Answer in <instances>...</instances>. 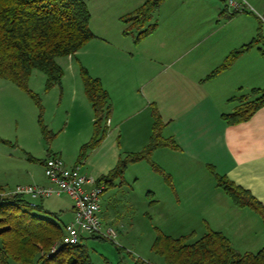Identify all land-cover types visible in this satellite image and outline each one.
I'll return each mask as SVG.
<instances>
[{
	"label": "crops",
	"instance_id": "crops-1",
	"mask_svg": "<svg viewBox=\"0 0 264 264\" xmlns=\"http://www.w3.org/2000/svg\"><path fill=\"white\" fill-rule=\"evenodd\" d=\"M85 1L89 7L87 0ZM174 1L167 0L160 8ZM200 1L205 8L215 10V19L217 11L225 22L220 26L216 21V25L210 27L204 37V34L187 31L181 24L179 12H175L170 26L163 28L158 25L157 30L140 45H135L132 40L131 43L123 41L117 44L119 49L116 50L107 36L92 30L90 22V28L97 38L75 56L65 57L63 63L60 62L61 59L58 60L65 75L61 85L54 90L69 89L73 108L65 111V121L60 126H57L60 115L57 120L51 119L50 125L53 127L51 129L60 130L65 137L71 136V131L76 129L75 132L82 141L81 145L87 144L94 134L95 114L90 102L84 99L87 97L81 66L94 78L101 80L110 95L114 114L106 123L107 136L93 150L87 161V166L90 167L87 174L98 182L101 177L110 174L123 159V154L140 152L149 143L154 123L150 105H156L166 125L163 136L174 139L180 148L172 150L163 147L152 155V160L171 176L173 190L178 196L176 206L185 204L198 209L204 207L214 213L225 208L228 214L225 223L220 221V224H213V219L216 220L214 213L211 218H204V235L209 229L221 232L241 253H257L264 248L263 220L249 208L236 207L229 196L218 187L213 171L249 191L264 206V107L245 123L228 125L223 120L224 114L232 113L237 107L235 99L249 94L254 88L264 89V56L261 43L239 57L228 70L211 80H204L233 51L255 41L259 30L258 27L250 25H233L237 17L245 14L231 16L215 0ZM146 2L147 0H141L136 5L139 8ZM116 3H120L118 11L124 8L121 5L122 0H116ZM125 15L127 14L115 17L120 20ZM123 37L128 38L125 35ZM116 51L118 54L114 56L112 52ZM138 56L142 60H149L148 70H141L137 74L132 67L125 69L121 65L124 62L133 64ZM121 101L125 104L123 107L119 106ZM143 115L145 117L136 121ZM57 152L70 165L76 163L75 158L71 160L69 156H65L63 149L58 148ZM3 156L1 159L7 171L0 174L1 186L11 192L20 185H37L33 174L35 172L24 166L20 170L15 165L16 161H13L16 159L13 153L4 150ZM18 174L24 176L21 180L13 181ZM125 183L116 181L113 188L122 189ZM208 187L212 188L211 191L218 192V198L213 200V197L210 199L211 196H202ZM219 189L221 190L218 191ZM150 193L149 197L155 195L151 191ZM205 201L207 204H203ZM151 202L155 207L161 205L160 200ZM100 205V218L105 222L111 217L110 211L106 209L107 203L104 202V207L101 202ZM247 210H251L253 215ZM259 220L262 221L263 240L261 244H256L251 235L254 234L253 224L260 222ZM168 228L166 226V230ZM181 229L167 230L168 236L180 235L176 231ZM189 231L196 233V230ZM239 241L241 242L238 243Z\"/></svg>",
	"mask_w": 264,
	"mask_h": 264
},
{
	"label": "trees",
	"instance_id": "trees-1",
	"mask_svg": "<svg viewBox=\"0 0 264 264\" xmlns=\"http://www.w3.org/2000/svg\"><path fill=\"white\" fill-rule=\"evenodd\" d=\"M165 1L148 0L122 17V22L128 25L124 35L132 36L135 45H139L153 34L158 26L153 22L154 16ZM91 18L85 0H0V78L12 82L32 97L40 110L42 130L51 137L54 134L42 122L41 98L29 89L28 83L33 72L40 71L47 78L46 92L61 85L65 72L58 60L75 56L97 38L90 28ZM259 43L264 56V36L259 33L255 41L233 51L204 81L228 70ZM81 77L95 114L94 134L83 147L85 153L88 149L98 148L107 136L106 123L112 114V104L101 80L91 76L83 66ZM235 100L239 106L232 113L223 115L228 125L251 120L264 107V89L254 88L249 95ZM152 107L154 123L149 145L141 152L130 153L121 159L108 176L98 180V185L114 186L119 179L123 184L129 165L144 161L152 163L155 172L172 184L171 177L152 161V155L159 148H180L174 139L163 136L166 125L156 105ZM1 142L9 144L0 138ZM213 173L218 187L236 207L251 209L264 223V206L258 199L228 178ZM66 225L59 214L49 213L41 204L32 205L27 196L9 192L0 185V264H90L88 250L82 242L74 246L60 244ZM192 236L173 238L159 233L154 250L168 264H264V248L257 253H241L223 233L210 229L194 242H191Z\"/></svg>",
	"mask_w": 264,
	"mask_h": 264
},
{
	"label": "rangeland",
	"instance_id": "rangeland-1",
	"mask_svg": "<svg viewBox=\"0 0 264 264\" xmlns=\"http://www.w3.org/2000/svg\"><path fill=\"white\" fill-rule=\"evenodd\" d=\"M140 1L122 0L121 5L124 8L118 11L120 3H116V0H87L92 15V30L107 36L114 44L116 50L119 49L117 44L123 41L131 43V40L134 41L132 36L125 35L131 39L123 37L128 25L123 23L121 19H116L115 16L137 10L136 4ZM212 1L215 2L217 0ZM248 2L253 10H249L243 13L245 15L237 17L233 25L258 27L260 35L264 36V0H248ZM215 3H219L218 5L225 10V5L222 2L217 1ZM175 12H179L181 24L186 27L187 31L204 34L203 37L210 27L216 25V21L220 26L225 23L217 11V19H215V10L210 7L205 8L200 0H175L168 5L166 4L155 14L153 22L163 28L170 26L173 19L172 15ZM225 19L227 18L225 17ZM205 38H202V40H205ZM112 53L115 56L118 51ZM136 58L133 64L124 62L121 65L125 69L132 67L137 74H140L141 70L146 71L149 60H142L140 56ZM60 59L61 63L65 61L63 60L64 58ZM28 87L32 92L40 96L44 108L42 122L54 136L51 137V134H44L39 122L40 110L32 97L12 82L0 78V138L9 142V144L0 143V174H4L7 171L1 159L4 157L3 151L7 150L15 155L16 159L13 161H16L15 165L19 166L20 170L26 167L30 171L35 172L33 174L38 186H50L51 183L45 175L44 163L49 158L58 157L60 154L57 149L61 148L64 150L65 156H69L71 160L73 158L76 160L74 165H70L65 157L59 156L65 164L68 163V167L80 165L82 173L92 179L87 174V170L90 169L87 166V161L93 150L88 149L85 153L82 152L84 145L80 143L82 141L79 140L78 133L75 132L77 130L74 129L75 131H71V136L65 137L60 130L51 129L53 128L50 125L51 119L52 121L57 120L60 115L57 124V126H60L65 121V111L73 108L71 106L72 94L69 89L57 88L54 90L55 86L50 92H46V75L40 71L33 72ZM84 99L88 100L87 98ZM124 105L122 101L119 104L121 107ZM238 106L239 103L237 102ZM150 107V113H152L153 107L151 105ZM139 108H142V106ZM113 114L114 112L112 111L111 115ZM143 117L145 115L137 118L136 121L141 120ZM148 145L149 143L144 148ZM128 154H123V158H126ZM152 166L153 164L149 163V161L140 162L134 166L129 165V171L127 169L124 174V183H126L122 189H114L113 186L106 187L105 192L100 197V202L103 207L104 202L107 203L106 209H109L111 217L106 219L105 222L102 221L103 233L105 234L108 229H113L117 236L111 239L104 236H85L82 244L88 250L90 264H168L166 259L154 250V244L159 233L168 236L167 230L182 228L181 231H176V234L180 235L171 237L181 238L192 234L191 242L203 237L206 230L204 218H211L214 212L201 206L199 209L194 206L187 207L185 204L177 207L175 203L178 196L173 190L171 181L168 182L165 180V176L154 172L155 170ZM23 176L18 174L13 181L21 180ZM1 178L4 179V177ZM118 181L121 180L119 179ZM15 189L16 187L11 192H14ZM210 189L209 187L206 188L202 196H211L210 199L213 197V200L215 197L218 198L216 195L218 192ZM150 191L155 193V195L153 194L154 196L149 197ZM153 200H160L161 205L155 207L151 202ZM34 202L43 205L49 213L59 214L61 221L66 224L74 220L73 214H71L73 202L67 195ZM203 204H207V202L205 201ZM247 212L253 215L251 210H247ZM214 218L216 219H213V224L215 225L221 222L225 223L228 219L225 208L216 210ZM259 221L253 224L252 231L254 234L251 235L256 244H261L263 240L261 235L262 221ZM166 226L169 227L167 230ZM189 230H196V233H190ZM234 248L236 249L235 246Z\"/></svg>",
	"mask_w": 264,
	"mask_h": 264
},
{
	"label": "built area",
	"instance_id": "built-area-1",
	"mask_svg": "<svg viewBox=\"0 0 264 264\" xmlns=\"http://www.w3.org/2000/svg\"><path fill=\"white\" fill-rule=\"evenodd\" d=\"M225 5L231 14H243L253 10L248 0H217ZM45 175L50 181V186H17L14 194L27 196L32 205L34 201L51 197L67 195L73 202L74 220L66 225L65 235L61 245H78L85 236H104L115 238L113 229L103 233V223L100 218V197L106 189L104 184L88 178L82 173L80 165L67 167L60 157L49 158L45 162Z\"/></svg>",
	"mask_w": 264,
	"mask_h": 264
}]
</instances>
